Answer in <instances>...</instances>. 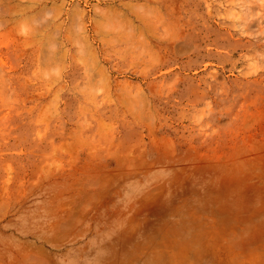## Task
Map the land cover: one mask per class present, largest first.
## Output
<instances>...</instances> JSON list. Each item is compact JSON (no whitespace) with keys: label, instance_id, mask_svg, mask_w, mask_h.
Here are the masks:
<instances>
[{"label":"rangeland","instance_id":"374dc122","mask_svg":"<svg viewBox=\"0 0 264 264\" xmlns=\"http://www.w3.org/2000/svg\"><path fill=\"white\" fill-rule=\"evenodd\" d=\"M230 260L264 264V0H0V264Z\"/></svg>","mask_w":264,"mask_h":264},{"label":"crops","instance_id":"0c3cea01","mask_svg":"<svg viewBox=\"0 0 264 264\" xmlns=\"http://www.w3.org/2000/svg\"><path fill=\"white\" fill-rule=\"evenodd\" d=\"M199 202H200V197H192V204L196 208V210H198ZM228 244H229V249H231L232 248V245H233L231 239H229ZM262 246H263V244L261 245V247ZM233 263L234 262L232 260L229 261V264H233Z\"/></svg>","mask_w":264,"mask_h":264}]
</instances>
